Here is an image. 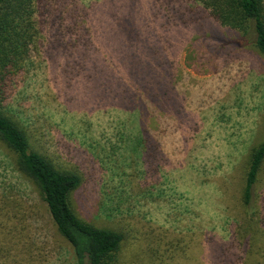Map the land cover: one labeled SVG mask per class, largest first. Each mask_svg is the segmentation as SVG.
I'll return each mask as SVG.
<instances>
[{"label":"rangeland","instance_id":"374dc122","mask_svg":"<svg viewBox=\"0 0 264 264\" xmlns=\"http://www.w3.org/2000/svg\"><path fill=\"white\" fill-rule=\"evenodd\" d=\"M43 5L37 50L5 105L37 150L82 177L78 216L123 232L124 264H264L240 230L239 201L242 166L264 142V58L232 46L231 30L189 0ZM165 72L176 77L174 108L149 123L162 164L136 176L120 137L139 134L129 108L143 90L136 76ZM0 247V264H75L1 145Z\"/></svg>","mask_w":264,"mask_h":264},{"label":"trees","instance_id":"16d2710c","mask_svg":"<svg viewBox=\"0 0 264 264\" xmlns=\"http://www.w3.org/2000/svg\"><path fill=\"white\" fill-rule=\"evenodd\" d=\"M43 1L0 0V145L8 151L15 172L39 194L57 233L72 248L75 264H124L126 237L123 232L89 223L74 210L72 200L83 187L82 177L37 150L28 131L5 105L13 82L27 70L37 50L43 33L37 15L45 13L42 12ZM189 1L200 4L210 17L231 30L229 34L234 38L229 43L232 46L239 47L241 41L243 46H252L264 58V0ZM170 72L136 76L137 86L143 90L135 93L137 100L131 99L129 108L133 111L132 126L136 125L139 134L132 132L129 136L123 132L120 135L124 143L122 154L128 153L129 167L135 169L136 176L145 174L139 172L142 165L147 175L155 176L162 164L161 143L152 134L149 123L153 118L161 122V117L167 118L174 108L169 95L173 91L171 84L177 85V82ZM263 188L264 142L251 148L239 183V201L244 213L240 230L254 248H260L264 258V247L259 246L264 245ZM140 189L144 196L154 191L146 186ZM4 252L0 247V254ZM249 254H253L252 249Z\"/></svg>","mask_w":264,"mask_h":264}]
</instances>
